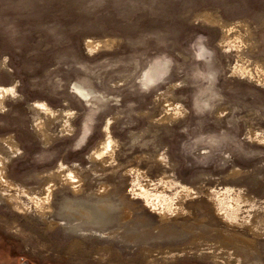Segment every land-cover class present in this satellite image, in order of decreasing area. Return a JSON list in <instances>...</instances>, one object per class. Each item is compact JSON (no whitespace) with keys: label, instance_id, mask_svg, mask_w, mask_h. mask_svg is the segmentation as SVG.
Instances as JSON below:
<instances>
[{"label":"rangeland","instance_id":"rangeland-1","mask_svg":"<svg viewBox=\"0 0 264 264\" xmlns=\"http://www.w3.org/2000/svg\"><path fill=\"white\" fill-rule=\"evenodd\" d=\"M202 35L214 48L224 75L250 86L243 95L248 100L237 105L238 110L235 105L222 106L230 110L222 121L236 122L234 130L240 133L232 148L235 161H227L224 166L220 158L206 165L194 158L191 149L182 151L188 145L186 139L178 141L175 156L165 154L169 142L164 139V132L173 131L184 112L178 94L156 91L155 102L140 110L145 121L117 142L112 154H95L104 140L101 137L85 157L66 164L52 163L28 182L7 179L36 197L50 186L52 212L47 213V218L58 222L51 225L32 210L17 211L3 204L0 195V234L10 239L16 253L40 264H264V229L257 233V226L253 230L248 228L255 217L264 220V142L258 139L260 135L264 138V79L254 71L252 77L241 76L236 69L239 65H249L252 70L257 64L264 66V54L260 52L264 45V0H0V61L8 64L17 56L31 87L46 89L58 85L60 77L67 79L64 67L114 51L120 54L112 56L127 59V69L133 64L136 50V67L142 68L150 56L162 52L175 58L178 71L192 72L196 61L189 43ZM245 37H249L248 44L244 43ZM105 38L114 39L110 49L97 53L87 49V40ZM180 40L184 41L183 48L178 44ZM149 42L170 44L148 45ZM45 61L48 65L42 67ZM0 85L15 86L20 92L18 77L7 66L0 67ZM20 98L21 95L7 97L6 108L0 112V121L12 126L0 133L3 167L15 152L4 143L13 140L9 132L13 131L14 122L20 121L33 131L34 117L28 104L43 101L34 98L20 103ZM45 103L54 110L55 118L42 119L41 136L33 132L48 143L62 127L61 119L65 129L71 118L67 106L55 108ZM184 163L192 173L182 178L178 171ZM137 169H153L142 182L154 193L173 198L178 183L198 191L195 198L187 199L185 215L167 223L178 233L154 235V228L162 224L159 212L145 207L142 199L131 200L130 172ZM68 172L80 180L78 193L69 184ZM164 176L168 186H164ZM105 184L117 187L115 198L102 193ZM225 188L233 192L229 198H223V213L227 210L232 216L238 214L239 219L248 218L249 223L228 222L218 214L216 204L208 196L218 197L225 193ZM174 201L178 203L179 199ZM76 202L95 204L110 215L103 223L87 219L75 208ZM140 207L148 211V218H124L125 208L139 211ZM149 228L153 235L141 237L142 231ZM112 231L128 232V237L134 239L122 240ZM241 237L249 240L252 247Z\"/></svg>","mask_w":264,"mask_h":264},{"label":"flooded vegetation","instance_id":"flooded-vegetation-1","mask_svg":"<svg viewBox=\"0 0 264 264\" xmlns=\"http://www.w3.org/2000/svg\"><path fill=\"white\" fill-rule=\"evenodd\" d=\"M199 37L200 42L192 40L189 43L191 56L196 61L192 72L178 71L175 58L162 52L150 56L142 68L136 67V50L133 64L127 69V59L112 56L118 53L114 51L106 53L108 55L87 58L84 62L78 60L81 62L75 61L72 66L64 67L62 71L69 79L60 77L58 85L54 84L46 89L38 85L31 87L30 78L22 71V62L17 56L10 59L8 67L19 80L20 103L25 102V99L39 98L55 108L67 106L72 117L69 122L70 133L67 136L61 135L59 127L60 135L55 136L47 146H44L30 127L24 126L20 121L14 122L13 131L9 134L12 133L18 150L5 163L7 179L28 182L34 174L52 163L66 164L85 157L101 137L105 138V126L116 144L122 142L123 138L133 132L136 125L145 121L140 117V110L150 107L156 100L157 92L165 90L179 95L180 109L184 112L183 119L174 124V130L170 133L164 132V139L169 142L166 153L175 156L178 141L186 139L188 145L182 151L191 149L194 158L203 160L206 165L220 158L223 159V165L227 161L234 162L235 152L232 148L240 133L234 130L236 122L228 124L226 120L222 121L230 111L222 106L235 105L238 110L237 105L240 106L248 100L243 95L249 91L246 88L250 86L226 77L223 67L216 61L214 48L205 42L203 35ZM158 43L170 44L149 42L148 45ZM183 43V40L178 42L181 48ZM73 44L79 49L77 43ZM42 64L43 67L48 62ZM184 65L186 69L189 68L186 62ZM42 67L38 70L42 71ZM146 72L148 78L143 83ZM41 84L45 85V80ZM76 87L84 92L85 98L77 92ZM216 107L219 112L215 110ZM12 108L13 106L9 113ZM216 112L217 117L213 118ZM10 128V124L0 121L1 134ZM82 133L86 135L85 142L74 148L75 140ZM225 153H229L231 157L226 159ZM178 172L182 178L192 173L191 167L186 163L181 164ZM2 202L7 204L4 200ZM14 249L10 239L0 234V264H40L39 261L16 253Z\"/></svg>","mask_w":264,"mask_h":264},{"label":"bare ground","instance_id":"bare-ground-1","mask_svg":"<svg viewBox=\"0 0 264 264\" xmlns=\"http://www.w3.org/2000/svg\"><path fill=\"white\" fill-rule=\"evenodd\" d=\"M250 36V34H248ZM244 43L248 44L249 43V37H245ZM114 42V39L110 38H105V39H100V40H87V49H89L92 52L97 53L101 49H110L112 44ZM263 43V42H262ZM264 54V45L262 44V49L260 50ZM120 54V53H118ZM2 66H7L8 64L3 61H0V67ZM237 71L240 73L241 76H247V77H252V71L258 73L259 78L264 79V66L262 65H255L252 68L249 65H239L237 68ZM77 89V87H76ZM77 92L82 96L86 97L83 91H80L77 89ZM21 95L20 93L17 92V89L15 86H3L0 85V112L4 111L6 106L4 104V101L7 97H16ZM207 100V98H205ZM28 110L33 115L34 121L32 122V128L33 131L41 136V133L43 132V121L44 120H50L55 118V113L54 110L51 109L44 101H34L28 104ZM68 114L70 115V118L72 117L70 110L67 111ZM70 121V120H69ZM6 123V122H5ZM62 127L60 126V133L63 136H67L68 133H70V126L65 127V124L63 123V120L61 119ZM69 123V122H68ZM7 124V123H6ZM67 125V124H66ZM104 133H105V138L104 140L99 143L101 146L97 150V153L95 154L97 156H102L107 153H113L114 150L117 147L115 139L112 137L111 133L109 132L107 126L104 128ZM59 132L55 136H59ZM54 136V137H55ZM227 136V134H226ZM39 138V137H38ZM12 139V138H11ZM41 142L44 144V146L49 145L50 142H45V139H41ZM258 139L263 140V136H258ZM8 148H13L14 151L18 150L15 141L14 140H5L4 142ZM14 152V153H15ZM231 153V152H230ZM233 153V152H232ZM165 154H167L165 152ZM226 159H229L231 155L229 153H225ZM6 163V162H5ZM142 164V163H141ZM140 164V165H141ZM4 164H2L1 158H0V195L1 199L4 200L8 205H10L12 208H14L17 211L20 212H26L32 210L34 213H37L38 216L43 220L47 221L51 225H57L58 222L54 219H51L48 221V215L47 213L52 212V207H51V202L53 200V195H52V188L45 187L44 188V194L40 197L32 196V194L28 191V189H20L16 185H12L10 181L7 180L6 177V168L3 167ZM226 165V164H225ZM224 165V166H225ZM153 169L146 170V171H140V170H135L134 172H130V174L133 176L132 177V186L129 189V195H131V200L136 201L142 199V203L145 207H149L151 209L157 210L159 212L160 220L161 223L158 227H155L153 230L154 235L164 237V236H170L178 233L177 228L169 226L167 223L171 222L172 220L179 219V215H182L185 211V204L187 203L188 198H195L198 195V191H195L194 188L192 189L191 186H188L186 184L178 183L179 189L177 192L174 194L173 198L171 196H168L163 193H154L153 191L148 190L146 186H144L142 182V178L148 177L149 174H152ZM68 179L70 181V186L74 190L75 193H78L79 191V179L76 175H74L72 172L67 173ZM168 176V175H166ZM164 176V178H166ZM150 177V176H149ZM164 180V186H168L166 179ZM161 179V181H163ZM166 180V181H165ZM174 183V181H172ZM154 187V184H151ZM213 190V189H212ZM102 193H105L108 195V197H116V194H118L117 187H110L109 185L105 184L104 187L101 189ZM214 191V190H213ZM215 194V192H213ZM230 192H233V189L225 188V193L218 194V197L212 196L210 194L208 197L216 204L217 209L219 211V215L222 214V217L226 219L228 222L236 223V224H242L249 223L250 221L247 220L248 218L243 217V219L238 218V214H233L227 210L224 209L225 206L222 205L223 198H229ZM222 196V197H221ZM24 199V200H23ZM135 199V200H134ZM174 199H179V202L177 203L174 201ZM111 201H117L116 200H111ZM174 205V207L172 206ZM75 208H77L82 214L85 215L87 219H91L95 222L98 223H103L106 217H109V213L107 212L106 209L99 207L95 204H89L86 202H76ZM227 209V208H226ZM240 209V208H239ZM240 211V210H239ZM135 218L138 217L141 220L148 218L147 215L148 211L140 207L139 211H135V209H130V208H125L123 210V216L125 219L132 221ZM185 215V213L183 214ZM206 217V216H205ZM79 218V217H77ZM231 218V219H230ZM133 223H131L132 225ZM142 224V223H141ZM167 225V226H165ZM142 226V225H141ZM256 232L258 233L262 229H264V220L262 219H257L256 217L254 218L252 224L248 226L251 230L256 229ZM134 227V225H132ZM149 229H146L145 231H142L141 237H148L150 235H153L152 231ZM200 232V231H199ZM113 235L115 236H120V239L122 240H133L134 237H128V232H114L112 231ZM202 233V232H200ZM200 238L202 236L200 235ZM241 239H245L244 237H241ZM244 242L249 246L252 247L251 242L247 239L244 240Z\"/></svg>","mask_w":264,"mask_h":264},{"label":"water","instance_id":"water-1","mask_svg":"<svg viewBox=\"0 0 264 264\" xmlns=\"http://www.w3.org/2000/svg\"><path fill=\"white\" fill-rule=\"evenodd\" d=\"M194 41L200 42L201 41V38L199 36L198 37H195L194 38ZM147 78H148V72H146L144 74L143 83L147 81ZM85 139H86V135L84 133H82L81 135H79V137L75 140L74 148L75 147L76 148L80 147L85 142ZM27 263H29V262L27 261ZM24 264H26V263L24 262Z\"/></svg>","mask_w":264,"mask_h":264},{"label":"crops","instance_id":"crops-1","mask_svg":"<svg viewBox=\"0 0 264 264\" xmlns=\"http://www.w3.org/2000/svg\"><path fill=\"white\" fill-rule=\"evenodd\" d=\"M32 130V129H31Z\"/></svg>","mask_w":264,"mask_h":264}]
</instances>
